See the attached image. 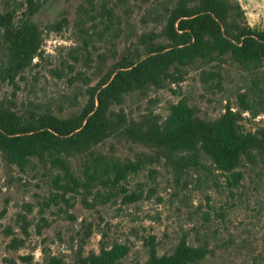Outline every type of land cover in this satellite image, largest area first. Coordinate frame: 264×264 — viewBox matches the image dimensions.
I'll return each mask as SVG.
<instances>
[{"label": "rangeland", "instance_id": "obj_1", "mask_svg": "<svg viewBox=\"0 0 264 264\" xmlns=\"http://www.w3.org/2000/svg\"><path fill=\"white\" fill-rule=\"evenodd\" d=\"M144 1L131 0L119 38L113 39L111 34L120 54L136 48L142 34L162 30ZM235 1L252 28L264 29V0ZM83 2L0 0L1 12L11 14L16 22L36 7L32 20L44 33L40 56L13 83L0 85V102L27 116L50 113L68 117L83 110L95 83L90 80L104 75L113 64L108 59L106 67L97 68L99 53L112 55L109 35L105 42L87 46L92 60L86 61L82 39L90 24L79 21ZM218 71L213 78L204 75ZM182 75L179 84L168 81L163 88L133 93L117 110L123 108L136 118L152 112L163 119L172 104L186 99L202 118L213 120L227 106L240 112L239 95L251 91L261 96L263 104L252 112H242V129L250 132L264 125V70L254 76L229 60L222 69L191 68ZM100 148L122 160H134L141 151L114 139ZM57 171L33 161L23 173L6 165L0 153V264H10V260L24 264L23 256L33 258L34 264H43L50 257L62 264H80L92 252L99 253L102 245L111 248L115 244L129 249L123 264L144 263L151 245L159 256L171 255L182 241L206 249V256L195 264H264V190L256 192L250 180L243 202L215 188L212 176L194 171L177 175L164 164L150 166L122 183L127 192L121 187L95 188L91 194L82 188L64 192L55 183ZM72 171L82 177L80 161H72ZM132 193L138 195L134 202L126 198ZM13 237L24 242L15 252L9 249Z\"/></svg>", "mask_w": 264, "mask_h": 264}, {"label": "trees", "instance_id": "obj_2", "mask_svg": "<svg viewBox=\"0 0 264 264\" xmlns=\"http://www.w3.org/2000/svg\"><path fill=\"white\" fill-rule=\"evenodd\" d=\"M144 2L162 30L142 34L136 48H127L120 54L111 34L113 39L119 38L131 0H84L79 6V21L91 26L84 28L82 39L86 61L92 60L87 46L105 42L103 39L109 35L112 55L99 53L97 68L106 67L108 59L113 64L104 75H94L86 106L68 117L50 113L27 116L1 101V157L6 165L23 173L33 161L58 170L55 183L64 192H79L82 188L91 194L95 188L108 187H121L127 192L122 183L150 166L164 164L177 175L194 171L212 176L215 188L244 202L249 180L255 184L256 192L264 190V125L250 132L241 125L242 112H252L263 104L256 92L239 95L240 112L227 106L226 112L213 120L202 118L186 99L172 104L163 119L152 112L136 118L117 108L133 93L163 88L168 81L181 83L183 71L191 68L222 69L230 60L256 76L264 70V29L252 28L235 0ZM37 10L30 9L25 19L18 22L0 10V85L13 83L40 56L44 33L32 20ZM204 75L213 78L219 71ZM111 139L141 151L134 160L102 153L100 147ZM74 160L82 166L80 178L72 171ZM217 174L223 181L216 179ZM137 196L132 193L126 198L134 202ZM23 231L28 234L26 227ZM13 234L8 232L9 236ZM23 244L22 239L13 237L9 249L18 251ZM151 246L149 259L136 264H195L207 254L205 248L190 246L185 241L171 255L159 256ZM128 254L129 249L122 245H102L99 253L92 252L80 264H123ZM20 260L34 264L29 256ZM43 264L62 261L50 257Z\"/></svg>", "mask_w": 264, "mask_h": 264}]
</instances>
